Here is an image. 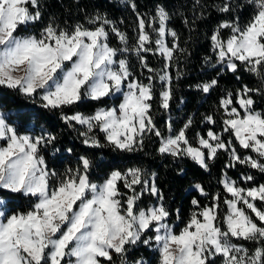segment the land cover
Wrapping results in <instances>:
<instances>
[{"label": "snow or ice", "instance_id": "1", "mask_svg": "<svg viewBox=\"0 0 264 264\" xmlns=\"http://www.w3.org/2000/svg\"><path fill=\"white\" fill-rule=\"evenodd\" d=\"M127 4L137 21L133 43L106 13L61 26L54 17L44 23L42 0H0V264H151L128 260L138 245L155 254L156 264H264V182L252 173L264 175V110L256 108V97L264 99V0L214 5L233 18L219 22L207 37L212 57L204 60L216 75L193 87L210 94L225 73L241 81V68L259 86L225 90L216 111L202 116L210 127L195 134V144L187 135L193 117L177 130L170 115L172 66L177 53L186 52L169 27L170 14L158 4L146 20L135 0ZM245 6L252 13L241 23L238 10ZM37 24L42 27L30 31ZM149 53L163 61L160 69L149 65ZM157 84L159 109L169 114L167 135L153 116ZM5 91L27 101L25 107L58 113L87 149L134 154L155 137L161 156L188 159L205 172L225 154L219 188L209 193L194 183L192 189L207 202L194 196L182 217L179 208L173 212L166 205L155 171L113 167L95 151L59 170L50 164L49 150L74 155V148H58V135L42 123L37 131L42 117L31 109H7ZM85 102L96 107L72 111ZM237 168L247 171L233 178L229 171ZM12 197L24 207H10Z\"/></svg>", "mask_w": 264, "mask_h": 264}, {"label": "trees", "instance_id": "2", "mask_svg": "<svg viewBox=\"0 0 264 264\" xmlns=\"http://www.w3.org/2000/svg\"><path fill=\"white\" fill-rule=\"evenodd\" d=\"M221 2L222 0H200V6L194 7L196 0H135L138 11L144 15L146 20L149 16L154 15L158 4L163 5L170 14L169 27L179 34L180 46L186 49L183 54L177 53L176 62L171 70L174 94L171 101L170 115L177 130L183 125L189 115L193 117V126L187 133L193 144H195V134L197 132L206 134L207 128L210 127V125H206L202 121V116L216 111L219 96L225 90L235 91L242 84H247L250 87L259 86L257 79L241 68L236 74L242 77L241 81H237L236 77L231 73H225L219 78V87L210 94L205 95L193 87L195 84L210 80L216 75V69L210 67L205 62L204 57H212L207 37L215 26L223 20L233 18V14H221L216 11L214 5H218ZM240 3H243V0H240ZM42 11L44 23H47L50 17H54L61 26L72 25L77 22L86 23V17L95 15L98 11L106 13L109 19L116 22L121 31L128 34L130 43L134 42L135 33L133 29L137 21L135 13L132 12L127 4V0H42ZM251 13L252 9L248 6H245L242 11L238 10L240 22L246 23L250 19ZM185 20L189 23L186 24ZM40 27L42 25L37 24L35 29H30V31L38 30ZM111 44L113 46L118 45L115 37L111 38ZM131 60L133 71L139 75L142 70L139 68L135 57H132ZM147 61L154 69H160L163 65V61L151 53L147 54ZM211 63H215L214 57ZM218 68L219 66L217 65ZM143 71L145 76H147V71ZM177 72L181 73L179 78L176 77ZM159 89L160 85L157 84L156 101L153 102V116L157 125L167 135V131L163 126L169 114L159 109ZM2 99L7 109H15L17 107H21L24 111L31 109L37 116H41L42 118L37 124V131H39L38 125L40 123L44 124L49 130L54 131L58 135L56 145L58 148H74V155H68L66 152L53 155L51 150H49V162L59 170H63L65 167H75L78 156L83 154L91 156L95 151L97 156H103V163L110 164L113 167L126 168L131 165H138L145 168L148 172L155 171L158 176L157 183L166 197V205L173 212L179 208L182 217L187 216L191 209V199L194 196L200 198L201 203L207 202L192 189L191 186L194 183H201L209 193L219 188L217 179L221 174L222 166L227 160L225 154H221L214 163L210 164V170L205 172L188 159H175L167 155L161 156L157 152L159 142L155 137L146 140L143 151L134 154L113 153L110 149H87L81 143L77 132L63 125L59 120L58 113H42L41 110L34 109L30 105L25 107L27 101L11 91H5ZM256 99L257 110H264V99L259 97H256ZM181 100L184 103H181ZM95 107L96 105L85 102L76 109H72V111L78 110L87 113ZM219 118V114H217L216 119L219 120ZM181 168L184 169V173L178 175V171ZM241 171L247 170L243 168L233 169L229 171V175L236 178ZM252 173L256 176L257 183L264 182V175L257 173L255 170H252ZM150 202L148 198H145V203ZM10 207L22 209L24 201L18 197H12ZM247 246L249 248L253 247L252 244H247ZM140 258L151 261V264H156L155 254L143 245H138L131 249L128 255L130 262ZM116 264H119V260L116 261ZM216 264H220V261L217 260Z\"/></svg>", "mask_w": 264, "mask_h": 264}]
</instances>
